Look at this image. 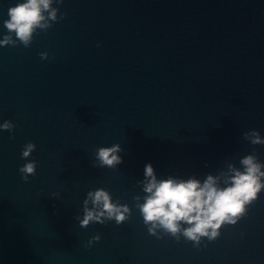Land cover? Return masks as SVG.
Returning a JSON list of instances; mask_svg holds the SVG:
<instances>
[{
	"label": "water",
	"instance_id": "1",
	"mask_svg": "<svg viewBox=\"0 0 264 264\" xmlns=\"http://www.w3.org/2000/svg\"><path fill=\"white\" fill-rule=\"evenodd\" d=\"M18 2L0 0V39ZM53 6L64 18L29 47L0 45V124L15 125L0 129V264H264V189L199 246L150 234L134 199L149 162L157 179L212 174L221 185L228 164L254 151L264 162V145L243 137L264 136V0ZM116 143L123 162L93 167L97 149ZM29 160L37 170L25 182ZM101 187L131 215L81 227L83 201Z\"/></svg>",
	"mask_w": 264,
	"mask_h": 264
},
{
	"label": "clouds",
	"instance_id": "2",
	"mask_svg": "<svg viewBox=\"0 0 264 264\" xmlns=\"http://www.w3.org/2000/svg\"><path fill=\"white\" fill-rule=\"evenodd\" d=\"M63 2L64 0H19L8 9L9 19L3 21L8 31L0 39V45L16 46L19 42L29 47L37 30L47 31L53 26V22L64 18L63 15L58 16L59 7L53 6L54 3ZM40 55L47 59L49 54L42 52ZM0 129L14 132L15 125L11 120H5L0 124ZM243 137L252 145H264V136L257 129L244 132ZM36 147L34 142L29 141L24 146L22 158H28ZM122 151L119 143L99 147L93 167L116 168L123 162L120 155ZM239 163L241 167L228 164L223 185L220 183L221 176L212 174H208L203 181L195 177L181 179L171 175L165 179H157L153 164H146L144 180L140 182L144 195L142 198L137 195L134 199L136 208L148 226V232L158 235L159 228L177 239L182 234L187 240L193 241L195 246H199L204 237L210 241L217 239L222 226L236 224L246 214L247 206L254 203L264 189V162L259 160L256 152L242 157ZM36 170L35 160H29L19 169L25 182L36 174ZM83 204V218L77 217L81 227H87L92 222L104 224L111 220L119 225L132 212L128 204H122L119 200L113 202L110 191L103 187L89 191ZM100 239L99 234L95 235L89 245Z\"/></svg>",
	"mask_w": 264,
	"mask_h": 264
}]
</instances>
